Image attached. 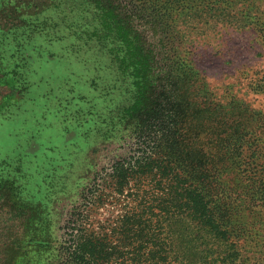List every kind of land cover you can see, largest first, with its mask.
I'll return each instance as SVG.
<instances>
[{
	"label": "trees",
	"instance_id": "trees-1",
	"mask_svg": "<svg viewBox=\"0 0 264 264\" xmlns=\"http://www.w3.org/2000/svg\"><path fill=\"white\" fill-rule=\"evenodd\" d=\"M253 1L264 0H0L14 10H1L6 23L19 7L38 11L11 29L27 30L20 49L88 37L106 53L112 90L129 95L111 112L128 145L93 173L56 232L15 182L0 184V264H264L245 256L244 228L230 231L228 210L208 198L224 157L197 146L203 135L237 158L249 142L254 158L264 148V111L219 101L183 55L169 60L151 43L170 26L183 37L172 22L202 5L226 12ZM80 20L91 24L78 29ZM259 31L264 43V23ZM258 82L254 90L264 91Z\"/></svg>",
	"mask_w": 264,
	"mask_h": 264
},
{
	"label": "rangeland",
	"instance_id": "rangeland-1",
	"mask_svg": "<svg viewBox=\"0 0 264 264\" xmlns=\"http://www.w3.org/2000/svg\"><path fill=\"white\" fill-rule=\"evenodd\" d=\"M241 5L231 4L226 12L220 5H202L172 22L183 37L176 38L170 26L151 43L158 44V49L161 44L169 60L183 55L219 101L235 99L264 111V91L254 90L264 78V43L259 31L264 1ZM4 8L14 11L0 4V16ZM34 13H38L34 8L19 7L13 23L0 19V184L15 182L24 200L40 204L49 214L56 232L93 173L128 145L124 125L114 122L111 112L116 105L129 102V95L122 86L112 90L106 53L88 37L78 40V36L65 35L51 44L40 39L20 49L27 30L11 29ZM87 22H76L78 29L89 27ZM208 140L202 135L197 146L224 157L221 164L225 166L217 164L222 171L215 176L208 198L228 210L230 231L244 228L245 256L261 260L264 148L253 158L254 148L244 142L241 155L235 158L229 149L219 152Z\"/></svg>",
	"mask_w": 264,
	"mask_h": 264
}]
</instances>
